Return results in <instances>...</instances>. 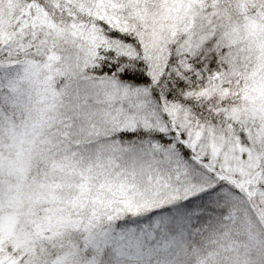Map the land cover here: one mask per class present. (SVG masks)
Segmentation results:
<instances>
[{"label":"snow or ice","instance_id":"obj_1","mask_svg":"<svg viewBox=\"0 0 264 264\" xmlns=\"http://www.w3.org/2000/svg\"><path fill=\"white\" fill-rule=\"evenodd\" d=\"M0 264H264V0H0Z\"/></svg>","mask_w":264,"mask_h":264}]
</instances>
